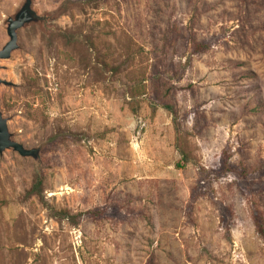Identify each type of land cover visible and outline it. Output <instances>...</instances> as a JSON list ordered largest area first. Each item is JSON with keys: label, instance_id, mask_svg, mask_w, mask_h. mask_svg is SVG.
<instances>
[{"label": "rangeland", "instance_id": "obj_1", "mask_svg": "<svg viewBox=\"0 0 264 264\" xmlns=\"http://www.w3.org/2000/svg\"><path fill=\"white\" fill-rule=\"evenodd\" d=\"M24 3L0 0V51ZM32 3L53 19L0 61V111L41 167L0 155V264H264L221 169L264 186V0Z\"/></svg>", "mask_w": 264, "mask_h": 264}, {"label": "water", "instance_id": "obj_2", "mask_svg": "<svg viewBox=\"0 0 264 264\" xmlns=\"http://www.w3.org/2000/svg\"><path fill=\"white\" fill-rule=\"evenodd\" d=\"M53 19L51 16H40L34 11L32 0H25L22 8L18 11L16 16L9 21L8 35L10 42L6 47L0 51V61L9 59L14 50L17 49L18 43V31L31 23H38L43 25L44 28L48 27V23ZM49 30V28H48ZM7 84L0 79V84ZM13 150L18 152L23 157H32L38 164V168L41 167L40 162V149L27 150L23 145L14 142L9 131L7 120L3 118L0 111V155L2 156L5 151Z\"/></svg>", "mask_w": 264, "mask_h": 264}, {"label": "trees", "instance_id": "obj_3", "mask_svg": "<svg viewBox=\"0 0 264 264\" xmlns=\"http://www.w3.org/2000/svg\"><path fill=\"white\" fill-rule=\"evenodd\" d=\"M210 49L209 43H197L194 42L192 44V52L195 55L202 54L208 52ZM168 109V108H167ZM222 171H230V170H236L238 171L246 181V185L248 190L251 193V204L253 206V223L255 226L256 233L258 234L259 238L264 242V214L262 213L259 204L257 202V196L262 194L264 192V186L259 184L260 179L250 178V174L247 171H239L234 166L229 165L228 160L225 158L222 161L221 165ZM148 264H157V262L154 259H150Z\"/></svg>", "mask_w": 264, "mask_h": 264}]
</instances>
